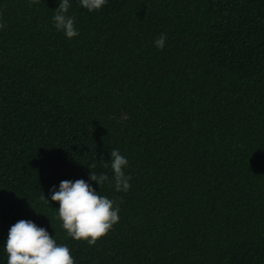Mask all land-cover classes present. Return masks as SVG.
Returning a JSON list of instances; mask_svg holds the SVG:
<instances>
[{"label": "trees", "instance_id": "16d2710c", "mask_svg": "<svg viewBox=\"0 0 264 264\" xmlns=\"http://www.w3.org/2000/svg\"><path fill=\"white\" fill-rule=\"evenodd\" d=\"M60 2L0 0V264L19 220L75 264H264V0H69L71 39ZM78 179L120 208L94 246L50 200Z\"/></svg>", "mask_w": 264, "mask_h": 264}, {"label": "clouds", "instance_id": "9594fccd", "mask_svg": "<svg viewBox=\"0 0 264 264\" xmlns=\"http://www.w3.org/2000/svg\"><path fill=\"white\" fill-rule=\"evenodd\" d=\"M30 3L36 4L39 0H30ZM106 3L107 0H80V5L90 12L100 10ZM70 7L69 0H61L53 17L57 30L63 31L69 39L79 35L74 18L68 15ZM3 27L5 25L0 22V29ZM166 41L167 36L162 33L155 46L162 50ZM110 155L115 191L127 192L131 187V176L125 174L124 168L129 162L119 150H111ZM104 167L108 164L105 163ZM90 180L102 186L109 181V176L91 171ZM42 199L45 203L50 200L58 202V218L67 235L77 241H87L89 245L94 246L120 220V208L116 202L100 195L92 184L83 179L63 180L58 190L55 186L51 189L50 200L45 195ZM5 251L7 264H75L69 247L57 244L46 228L32 220H19L10 227Z\"/></svg>", "mask_w": 264, "mask_h": 264}]
</instances>
